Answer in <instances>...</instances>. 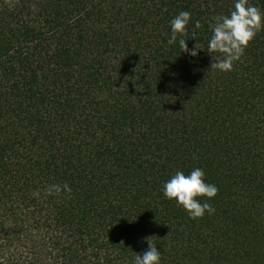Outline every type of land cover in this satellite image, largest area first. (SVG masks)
I'll use <instances>...</instances> for the list:
<instances>
[{
    "label": "trees",
    "instance_id": "trees-1",
    "mask_svg": "<svg viewBox=\"0 0 264 264\" xmlns=\"http://www.w3.org/2000/svg\"><path fill=\"white\" fill-rule=\"evenodd\" d=\"M233 3L0 0V264H134L145 237L161 264H264V30L230 72L206 50ZM197 167L218 192L191 219L162 187Z\"/></svg>",
    "mask_w": 264,
    "mask_h": 264
},
{
    "label": "clouds",
    "instance_id": "clouds-1",
    "mask_svg": "<svg viewBox=\"0 0 264 264\" xmlns=\"http://www.w3.org/2000/svg\"><path fill=\"white\" fill-rule=\"evenodd\" d=\"M191 20V13L181 11L170 21L171 35L167 40L169 45L177 43V35L183 37L187 33V25ZM201 24L197 20L194 29H200ZM211 36L207 41V53L211 56V70L219 72H230L235 62L244 55L249 42L258 32L264 30V12L252 5L249 0H234L233 8L227 15H216L212 17L209 24ZM198 31L193 30L189 38H197ZM182 52L196 57L199 47L189 49L186 40L178 41ZM70 194L72 189L65 183L63 185L53 184L49 186L47 195L59 194L61 192ZM218 188L215 184L205 181V172L202 168H194L190 173L176 171L162 187V194L168 200H174L181 206L191 219L204 217L205 213L212 215L214 208L207 202L216 196ZM200 198H206L201 202ZM148 245L142 254H136L134 264H161L162 254L157 250L156 243L145 237Z\"/></svg>",
    "mask_w": 264,
    "mask_h": 264
}]
</instances>
